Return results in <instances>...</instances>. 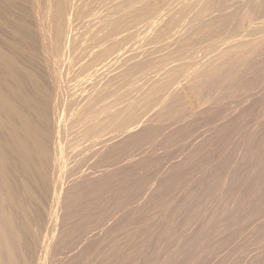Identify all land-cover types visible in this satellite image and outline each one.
<instances>
[{
	"label": "bare ground",
	"instance_id": "obj_1",
	"mask_svg": "<svg viewBox=\"0 0 264 264\" xmlns=\"http://www.w3.org/2000/svg\"><path fill=\"white\" fill-rule=\"evenodd\" d=\"M204 1H205L204 4H203V2L199 3V4H201L200 7L202 9L196 15L193 14L194 15V17H192L193 19H191L189 17V19H191V20H190V22H188L189 20H187V18H188V15L190 16L191 13L188 14V12H187L188 10L187 11L186 10L180 11L179 9L184 8V6H187V4L189 6H191V4H189L191 2V0H165V3L163 2L164 5L162 4L161 6H159L161 8L154 7V8H150V9H148L143 4V2L141 0H0V264H57L58 260H56L57 263H55L53 261V260H55L54 259L55 256L53 257L52 254H54V255L55 254H61L62 255L61 263L67 264L66 263L67 260H65V258L67 257V253H65V251L63 249L66 248L67 246H69L70 242H72V240H71L72 237H70L71 235H69V234L73 233L74 227L70 226V225H72V224L74 226L77 225L78 221L76 222L75 220H78V219L75 218V216L77 217L78 213L80 212L78 209H76L79 212L75 213V208H72L73 207L72 206L71 207L72 210L74 209V214H73L72 210L70 211V208H68L69 203L71 206V200H73V198H74L73 197V194H74L73 193V188H74L73 186L75 184L77 185V183L82 184L87 179H88L87 180L88 183H90L89 180L92 182H96L98 180L95 181L94 178L96 177L97 174H99V179L101 177L100 174H102V176H103V174L105 175L106 171H107L106 165H109V164L104 165V163L108 160L110 161V159H111V161L113 160V158H110V154H112L111 151L113 148V147L112 148L110 147L111 143L112 142L114 143L116 140H118V138L120 140L119 141V143H120L125 135H126V139H127L126 141L128 143H131L132 142L131 139L134 136L132 137V135L130 133L132 131L137 130V128L139 126H142V125H143L144 129L141 133L142 134L146 133L147 132L146 127L148 125V124H146L144 127V124L147 123L146 118L149 115V113H151V111L153 109H155V107L159 106V108H160V106L164 107L165 105H166L165 107L169 106L170 107L169 109H171V107H174L175 102L180 100V98H181L179 96L180 94L178 95V93H177L178 86H179V89L182 86V85L181 86L179 85V83L182 81L179 82L178 80H176V78H178V75H181V77L183 76V78L185 77L184 79L186 80L187 83H184V84H188L187 85L188 88L191 89L192 91H198V89L200 87L202 88V86H206L207 89L208 88L212 89L213 88L212 86L214 85V83H215V86H214L215 88H213V89H215L217 91L216 86L219 85L218 88H221V86H220L221 84L216 85L217 83H220L223 81L225 82L226 80H228L226 82H229V80H231V79H232L231 83H233V82H235V80L237 79L236 77L240 73H242V72L244 73V71H246V73H244L243 75L245 76V74L246 75L249 74L250 72L248 70H250L256 64L261 65L263 67V70H264V27H263V25L260 24L261 21H260V23L258 21V23H259L258 24L256 21L253 22L254 21L253 19L252 20L250 19L251 14L253 12L256 13L257 11L258 12L261 11L263 13L261 15V17L260 16L257 17V15L256 16L252 15V16H254L255 20H256V18H257V20L259 18H260L259 20L262 19L263 15H264V0H248V1L245 0L246 2H243V3L241 2L242 5H238V6H235L234 3H231L233 0L231 2L228 1V3L231 6L227 3V0H218V1L216 0V3H212L214 0L213 1L212 0H204ZM194 2H196V0ZM197 2H199V1H197ZM199 4L197 3L196 5H199ZM232 4L235 7H233ZM248 5L251 8L247 7ZM243 7H245V8H243ZM193 8H191V9H193ZM248 8L250 9L249 11L251 12L250 15H249V13L246 14V13H243L244 11H242V9H245L247 11ZM173 10H176L178 13L175 11V13L171 14L173 16L170 18L169 22H168L169 17L166 18L167 25L169 23L170 27H174L173 30L176 29L175 34H173L174 33L173 32L171 35H177V37L183 36L182 38H184V41H185L183 46L186 45L184 47L185 48L187 47V49H193V47L199 41L202 42V39H203V41H204V39H206L207 41L208 40L213 41V42L210 41L211 42L210 44H212V45L208 44L211 46V48H210L211 51L208 52L207 49H209L210 46L206 45V46H208V48L206 49L207 55H210V57L207 56L208 59L204 60V61H201V60L198 62L196 61L197 66H194L195 68L193 67L194 69L192 68L191 72H189L191 70V67L189 66V64H188V69L184 70V68H183V71H181L182 70V67H181L182 64L181 63H183V64L188 63L187 61H185V63L183 61V59L185 57L187 58L188 55L187 56L185 55V57H183L182 53L184 52V49H183L182 44L180 45V46H182V48L181 47L179 48L181 50L183 49L182 50L183 52L181 54L176 53L177 51H179V49L173 53V51L175 50L173 48V51L171 50L173 54L168 53L169 55H174L176 53V58L178 55H180V57H183V59H182L183 62L182 61H181V63L179 62L181 65L180 64L178 65V66H180V68H179L180 71H176L177 70L176 65L178 63L176 64V62H175V64H176V65L174 64L175 67L170 68V67H168L170 65L169 64L170 61H169V59L168 60L166 59L167 61H169V62H167V61L165 62V63H168V66L166 65L168 67L167 68L168 70L164 66L163 67L166 69V71L165 70L164 71H165V73L168 74V78H167V75H164L167 79H165V80L160 79L161 81H158L159 79H154V77L152 75L153 74L152 72L154 70H152V72L150 71L149 73H147V75L148 74L150 75V73H152L151 74L152 77L151 78L148 77L150 79H147V77L143 76L144 80L145 79L146 80L142 81L143 86L140 87L141 93L138 94L139 90H138L137 83H139V82L138 81L135 82L136 80L134 79V76H133V73H135V72L132 71V69H134V68L136 69L137 67L133 68V66L130 65L132 67L131 68L127 63V61H128L127 59L130 60L132 58V57H130L131 52L139 49V48H135V50H133V46H134L133 43H137V41H138V39L136 38V37H138L137 32L140 29H143V31H145L146 29L149 30L150 27H152L153 25L158 23V22H156L157 20L155 17H157V19L159 21L160 19H163L166 16H168V14H170ZM137 11H138V15L133 16V17H129V16L135 14ZM258 12H257V14L260 15L261 13H258ZM176 13L178 15H176ZM148 14H150L151 16L152 15H154V16L151 17ZM147 15H148V17H147ZM153 18H155V19L153 20ZM263 20H262V23H264ZM161 22H163V21H161ZM187 23H191L190 26L187 25ZM162 25L166 26V22L162 23ZM159 27L161 28L162 26H159ZM159 27L157 25V28H159ZM154 28L156 29V26H154ZM154 28L152 27V30ZM169 28H167V29L169 30ZM162 29L164 30L163 27H162ZM167 29H165V30H167ZM148 30L146 31L147 35L149 33ZM150 30H151V28H150ZM150 32L152 33V31H150ZM165 32H167V31H165ZM142 34H143V32H142ZM155 34H156V32H155ZM162 34L160 35V39H159L160 41H161ZM157 35H158L157 36V39H158L159 34L157 33ZM163 35L165 37V34H163ZM152 36H154V35H152ZM147 37H148V40H151V39H149V35ZM147 37L143 36V38H144L143 40H146ZM165 38H166L165 41L162 39L163 40L162 43L165 42L164 44L167 45V49H168V44L170 41L168 42L169 39L167 37H165ZM135 39H137L136 42L134 41ZM152 39H154V37H152ZM157 39H156V41H157ZM148 40H147V42H149ZM166 40H167L168 44L166 43ZM174 40L176 41L178 39L174 38L173 41ZM152 41H155V40H152ZM147 42H146V44H147ZM181 42H183V41H181ZM144 43H145V41L143 42V45H145ZM149 43H148V49L151 46ZM176 43H177L176 47H178V43H180V41L176 42ZM157 44H160V42H158ZM164 44L159 45L160 47L159 46L158 47L156 46V47L159 49V48H161V46L163 47ZM197 45L200 47V44H197ZM204 45H203V47H204ZM198 46H195V47H198ZM145 48L147 49L146 45H145ZM163 48L161 49V50H163L162 52H166L167 49L165 50V48L164 49ZM201 48H202V46H201ZM169 50H170V48H169ZM195 50H197V49H195ZM145 51L146 50L144 49V52ZM158 51H160V49ZM201 51H202V49H201ZM204 51L205 50H203V53H204ZM137 52H139V51H137ZM144 52H143V55H144ZM135 54L138 55L136 52H135ZM152 54L154 55V52ZM205 54H206V52H205ZM153 55H151V56H153ZM127 56H129V57L127 58ZM148 56H150V55H148ZM148 56H146V57H148ZM156 56H158L157 53H155V58H157ZM125 57L127 59L123 61V59H125ZM139 57H141L140 53H139ZM169 57H171V56L167 55L166 58H169ZM155 58H154V61H157L158 59L155 60ZM158 58H160V55ZM133 59H134V57L132 58V60ZM139 60H142V58ZM139 60L135 59V62H138ZM171 60L172 61L170 63L172 66L173 65L172 62H173L174 58L171 57ZM178 60L180 61V59H178ZM150 61H152L151 58H150ZM150 61H148L147 64H149ZM160 61H161V59H160ZM160 61H158V64L155 66L158 69H159V67H157V66L160 64L159 63ZM174 61H176V60H174ZM191 61L193 62V60H191ZM128 62H130L129 64H131V60ZM135 62L133 64H137ZM192 62H190V64ZM140 63L141 62H139V67H138L139 69L137 68L138 71L140 69H142V65H140ZM145 63L143 64V66L147 65ZM153 63H152V65L156 64V63H154V64ZM165 63H164V65H165ZM193 63L195 64V62H193ZM124 64L126 65V69L123 70L121 67H123ZM152 65H150V66L148 65L149 68L152 67ZM192 65L193 64H191V66ZM148 66H146V67H148ZM189 67H190V70H189ZM246 67H250V68L248 69ZM120 68L123 71L121 72V70H120V73H119ZM149 68H147V69H149ZM247 71L249 73H247ZM257 71H259V70H257ZM261 71H262V69H261ZM114 72H118V74L115 73L116 75H114V76L112 75V77H110V75L113 74ZM141 72H144V69H142ZM179 72H180V74H178ZM145 73H146V71H145ZM145 73H144V75H145ZM259 73H260V71H259ZM154 74H156V72H154ZM135 75L138 76V74H136V73H135ZM132 76H133V79H132ZM154 76H156V75H154ZM164 76H161V77L163 78ZM139 77L142 78V75ZM242 78L245 79L246 77H242ZM233 79H235V80H233ZM244 79H242V80H244ZM132 80H133L134 85L135 84L137 85L136 87H137L138 92H135L136 91L135 86H134L135 88L133 91L130 90V87L133 86ZM238 80L239 79L236 80V83L238 82ZM242 80L240 79L239 81H242ZM148 82H150V83H148ZM245 82L246 81L244 80V83ZM231 83H230V89L227 88V87H229V84L224 83L226 85V87H224L223 83H222V88L225 89L226 93H225V91H224V93L226 95L228 94L227 89L229 91H231L232 87H234V85L232 86ZM238 83H240V85H242L241 82H238ZM247 83H248V85H250L248 81H247ZM236 85H239V84H236ZM236 85H235V88H237ZM262 85H260L258 87H253L252 89H247L249 91V93L247 95H245L243 93V92H245V90L243 91V89H242V91L239 93V99L238 100H237V97H234L237 95H234L233 97L236 98L235 100H237L238 102L243 103V102H245L244 100L250 99L251 96L255 93L262 94L261 93L262 88H263ZM183 86H185V85H183ZM207 86H209V87H207ZM243 87L244 86H242V88ZM247 87H251V86H247V84H246V88ZM206 88L204 87L202 89L206 90ZM184 89L186 90L187 87ZM184 89H181V90H184ZM209 89H208V91H209ZM224 89H222V90H224ZM210 91L212 92V90H210ZM221 91H219V92L221 93ZM235 91H236V89H235ZM135 93L138 94L137 97H136ZM224 93H222L221 96ZM234 93H236V92L233 91V94ZM225 97L226 96H223V98H225ZM204 98H205V100L207 99V97H204ZM184 99H181L182 102L184 101ZM230 99H232V97L228 98L226 100L230 101ZM262 99H264V98H262ZM209 101H211L210 97H208V100L204 101L205 105L207 102L209 103ZM220 101H221V99H220ZM107 102L108 103L110 102V103L108 104ZM187 102L188 101H186L184 104H186ZM238 102H237V104H238ZM143 103H145V104H143ZM191 103L192 102L189 101V104H191ZM176 104H177V102H176ZM178 104H180V103H178ZM212 104L213 103L211 102V105ZM230 104H232V103H230ZM235 104L236 103H234V107L235 106L238 107V105L237 104L235 105ZM256 104H257V102H256ZM203 105L204 104H202L201 109H203V107H205ZM190 106H188V107H190ZM216 106H218V105H216ZM262 106H264V105H262ZM209 107H208V105L206 106V108H208L207 110L210 109ZM214 107H215V105H214ZM181 108H184V107H181ZM162 109L163 108H161V110ZM193 109H191L192 111H190V110H186V111H190V113L193 114L194 112L197 113V110L199 108L195 109L196 111L195 110L193 111ZM156 110H158V109H156ZM174 110H176L175 107H174ZM214 110H216V109H214ZM166 111H167V109H166ZM166 111L164 109V114ZM179 111L180 110H178L176 112L178 113ZM186 111H185V113H186ZM169 112H170V110H169ZM174 112L175 111H173V113ZM155 113H157V111ZM198 113L201 114L202 112L199 111ZM158 114H159V112L157 113V115ZM161 114H159L158 116H156V114H155V116L157 118H154V120L158 119L159 116H160V118H162ZM170 114H171V115H169L170 117L167 116L168 120H169V118L171 119V116H173L172 112ZM204 114H205V112H204ZM153 115H154V112H153ZM153 115H152V117H155ZM187 115H188L187 113L184 114L185 117ZM194 115L196 116L197 114H194ZM165 116H166V114H165ZM178 116L181 118V115H178ZM178 116H176L174 113V117H178ZM191 116H188V118ZM148 117L151 118V115H149ZM167 117L165 119H167ZM150 118H148V119H150ZM173 119L174 118L172 117L171 120H173ZM184 119H186V118H184ZM200 119H202V118H200ZM145 120H146V122H144ZM154 120H153V122L155 123L156 120L155 121ZM162 121H164V120H162ZM174 121H173V123H174ZM179 121H180L179 119L176 120V122H179ZM208 121L206 120V122H208ZM149 122H151V121H149ZM153 122H152V124H154ZM236 122H238V121H236ZM259 122H260V120H259ZM159 123H160V121H159ZM163 123H161V124H163ZM252 123H250V124H252ZM260 123L262 124V122H260ZM175 124H177V123H174L173 125L176 126ZM234 124H232V125H234ZM247 124H248V122H247ZM155 125L156 124L152 125V127H154ZM163 126H165V125H163ZM256 126L257 127H255V128L258 129L257 124H256ZM159 127H161V125L158 126V128ZM140 128L142 129V127H139V129ZM141 129H140V131H141ZM151 129H154V128H151ZM249 129H250V127H249ZM208 131H209V129H208ZM236 131L237 130H235V132ZM253 131H255V129ZM150 132H151V130H150ZM141 133L139 132V135ZM147 134H149V132ZM259 134H260V132H259ZM122 135H124V136L121 138ZM162 136H163V134H162ZM116 142H118V141H116ZM119 143H118V145L123 146L122 144H119ZM161 143H163V142H161ZM177 143H178V141H177ZM225 143H226V141H225ZM222 144H224V143H222ZM212 146H214V145H212ZM168 150H170V149H168ZM177 150H178V148H177ZM141 151H142V149H141ZM208 152H210V151H208ZM113 153H114V150H113ZM139 153H140V150H139ZM202 153H204V152L202 151ZM111 156H114V155L112 154ZM126 156H127V153H126ZM130 156H133V155H130ZM142 156H143V153H142ZM256 156L258 157V154ZM247 157L248 156H246V159H247ZM135 158H136V156H135ZM254 159L255 158H253V160ZM114 160H115V158H114ZM201 160L203 161V159H201ZM223 160H224V158H223ZM229 160L230 159H228L227 162H229ZM250 160H252V159H250ZM253 160H252V163H253ZM257 160L255 159V163ZM235 161H236V159H235ZM263 161L264 160L262 159V162ZM108 162H106V163H108ZM192 162H195V160ZM233 162H234V160H233ZM247 162H249V161H247ZM114 163H115V161H114ZM239 163H240V161H239ZM239 163H237V164L239 165ZM197 164H198V162H197ZM192 165H194V164L192 163ZM201 165H202V162H201ZM113 166L110 167V165H109V168L112 169V171H113ZM196 166L197 165H195V167ZM213 166H215V165H213ZM115 167L117 170V166H115ZM115 167H114V169H115ZM214 169H216V167ZM112 171H109V172H111V174H112ZM200 171H201V169H200ZM226 171H227V169H226ZM260 171L261 172H258V173L261 175H264V170H260ZM185 172H184V174H185ZM202 173H204V172H202ZM107 174H109V173L107 172ZM250 174H249V176H250ZM255 174H256V172H255ZM259 174H257V175L260 176ZM115 175H116V173H115ZM242 175H244V173ZM257 175H256V177H257ZM157 176H159V175H157ZM251 176H253V175L251 174ZM166 177H167V175H166ZM237 177H239V175L237 176V174H236V178ZM246 177H248V175ZM82 178H84V181L83 180L80 181V179H82ZM96 178H98V176ZM160 178H162V177L160 176ZM243 178H244V176H243ZM260 178H261V176H260ZM162 179H164V177ZM180 179H182V178H180ZM245 179L246 178H244V180ZM263 180H264V176H263ZM78 181H80V183ZM87 181H85L83 184H85ZM142 181H144V180H142ZM140 182H141V180H140ZM152 182H154V181H152ZM183 182L185 183V181H183ZM232 182H229V183H232ZM236 182H238V181H236ZM188 183H189V181H188ZM199 183H201V182H199ZM91 184H93V183H91ZM97 184L95 183V185L93 184L90 186L96 187ZM99 184H100V187L102 185V188L106 187V189H107L108 186L110 187V185L105 186L104 184H101V183H99ZM211 184H213V183H211ZM86 185H87V183H86ZM151 185H153V184L151 183ZM194 185L195 184H193V186ZM233 185L234 184H232L231 186H233ZM250 185H252V184H250ZM140 186H141V184H140ZM159 186H161V185H159ZM170 186L173 187V185H170ZM255 186H257V185H255ZM93 187H92V189H93ZM161 187H163V186H161ZM187 187H185V188H187ZM226 187H228V186H226ZM77 188H79V186H77ZM137 188H139V187H137ZM146 188H148V186H146ZM151 188H152V186L146 190H144V188H143V190H144L143 193L140 192V194L142 193V196H141L142 199L146 195L147 196L149 195V198H150L151 192H149V190H151L152 192L154 190V189L152 190ZM199 188L201 189V187H199ZM238 188H239V186H238ZM262 188H264V187H262ZM82 189H84V188H82ZM86 189L87 188L85 186L84 191ZM111 189H109V190L107 189L105 191H110ZM225 189L228 190L227 188H225ZM239 189L241 190V188H239ZM244 189H246V188L244 187ZM259 189L261 190V187ZM79 190L80 189H77V191H79ZM91 190H90V193H92ZM94 190L96 191V189H94ZM103 190H100V191H103ZM135 190H136V188H135ZM190 190H191V187H190ZM201 190H203V189H201ZM74 191H76V190H74ZM80 191H82V190H80ZM95 191H93V192H95ZM100 191H99V193H100ZM140 191H142V190H140ZM250 191H251V189H250ZM261 191H263V190H261ZM192 192H194V191H192ZM237 192H238V190H237ZM77 193H76V197L80 192L78 194ZM83 193L84 192H82V194H80L82 196V199H83V195H84ZM148 193H150V194H148ZM220 193H222V192H220ZM246 193H248V191ZM262 193L263 192H261V194ZM103 194H106V193H103ZM103 194L100 193V196H98L97 194H96L97 196L96 195L95 196H96V198H98V197L101 198V196L104 197ZM163 194H164V192H163ZM237 194L238 193H236V195ZM80 195H78V196H80ZM117 195H115V196H117ZM131 196H129V197H131ZM133 196H134V194H133ZM137 196H139V195H137ZM181 196H183V195L181 194ZM223 196H224V194H223ZM139 197H136V198H139ZM146 197H145V199H146ZM165 197H167L166 194H165ZM190 197H192V196H190ZM194 197H195V195H194ZM197 197H199V196H197ZM242 197H243V195H242ZM77 198H79V197H77ZM219 198H221V197H219ZM80 199L78 201L82 200V199L81 200ZM103 199H100V200L98 199V200L101 201ZM151 199H152V197H151ZM163 199H166V198H163ZM233 199H231V200H233ZM250 199H252V198H250ZM262 199H264V198H262ZM104 200H103V203H104ZM138 200H134L136 203L133 201H131V202H133V203H135V205H137V204H140V203H137V202H139ZM214 200H216V199H214ZM240 200H242V199H240ZM167 201L169 202L170 200L167 199ZM196 201L197 200H195L194 202H196ZM234 201H236V200H234ZM249 201H247V202H249ZM143 202H144V199H143ZM220 202L222 204L223 199H222V201H219V203ZM81 203H79V204L81 205ZM99 203H97V206ZM103 203H101L100 206L104 205V208L107 207ZM73 204L74 203H72V205ZM145 204H147V203H145ZM152 204L153 203H151L150 205H152ZM160 204H163V203H160ZM195 204H197V202ZM215 204H217V203H215ZM236 204H238V203H236ZM239 204H240V202H239ZM239 204H238V207H241L242 205L239 206ZM80 205H78V206H80ZM130 205L132 206L134 204H130ZM135 205H134V207H136V209H137L138 206L140 207L143 204L137 205V206H135ZM157 205H159V204L156 203L155 206H157ZM208 205H209V203H208ZM208 205H205V206H208ZM131 206L130 207L128 206L129 207L128 209L125 206L126 207L125 210L120 211L121 217H119L120 216L119 213H117V214L115 213V215L119 214L118 219H116L117 217L115 218V215H114V219H113V216L110 218H107V219H109L110 221L113 220V222H115V220H116L115 223H117L118 222L117 220L122 218L121 219L122 222H120V220H119V222L122 226L124 225V227H125V225L128 224L125 222H127V221L129 222V218H130L131 214L136 211V210L134 211V207L133 206L131 207ZM155 206H152V207L155 208ZM173 206H175V205H172L171 207H173ZM211 206H213V205L211 204ZM88 207L89 206H87V208L86 207H84V208L88 209ZM192 207H191V209H192ZM209 207L210 206H208V208ZM210 208L212 209V207H210ZM100 209L103 210V208H100ZM138 209H140V208H138ZM173 209H174V207H173ZM176 209H177V207H176ZM195 209H196V206H195ZM215 209H216V207H215ZM105 210H106V208H105ZM170 210H171V212H173L172 209H170ZM202 210L206 211L205 208ZM233 210H232V212H234ZM109 211H111V210H109ZM142 211H143V208H142ZM207 211H208V209H207ZM209 211H211V210L209 209ZM209 211H208V213H210ZM255 211H256V208H255ZM104 212L107 214V212L103 210V213ZM116 212H117V210H116ZM167 212H169V211H167ZM213 212H215V210ZM250 212H252V211H250ZM92 213L95 214L93 211H92ZM101 213H102V211H101ZM153 213L155 214V212H153ZM200 213L203 214L202 211ZM206 213L204 212V215ZM215 213H217V212H215ZM234 213H232V214H234ZM81 214L79 213V215H81ZM111 214H113V212ZM221 214H222V212H221ZM223 214H224V212H223ZM73 215H75V216H73ZM142 215L144 216L143 213H142ZM103 216H105V214ZM207 216L208 215H206L204 217L206 218ZM210 216H211V214H210ZM261 216L263 217L264 214H261L260 211H258V212L256 211V214L254 213L253 217L251 216L255 220V221H253V223L256 222L257 220H261L260 219V218H262ZM73 217L75 218L74 221H72ZM83 217L80 216V218H83ZM97 217H100V216H97ZM194 217H195V215H194ZM200 217H202V216H200ZM80 218H79V222L82 221V219L80 220ZM94 218H96V217H94ZM100 218H102V216ZM141 218H138V219H141ZM185 218H184V220H186ZM205 218H203V219H205ZM226 218H227V216H226ZM86 219H84V220L86 221ZM203 219H201V221H203ZM210 219H212V218H210ZM230 219H232V218H230ZM248 219H250V218H248ZM97 220H98V218H97ZM109 220H107V221H109ZM237 220H240V219H237ZM220 221H221V219H220ZM261 221H263V220H261ZM72 222H76L75 223L76 225ZM119 222H118V225H119ZM131 222H132V220H131ZM215 222L218 223L217 220ZM243 222H242V224H243ZM84 223L83 224L80 223V224H82L81 226L79 225V223H78V225L82 228L83 225L84 226L87 225L88 221L86 222V224H84ZM212 223H213V221H212ZM262 223H264V221ZM90 224H91V222L89 223V225H87V227L91 226ZM102 224H103V222H102ZM105 224H106V222H105ZM218 224L220 225V223H218ZM96 225H98V224H96ZM114 225L115 224H113V226ZM133 225L134 224H132V226ZM214 225L215 224H212L211 226H214ZM225 225H227V224H225ZM206 226H208V225H206ZM216 226H218V225H215V227ZM254 226H255V224H254ZM257 226H259V225H257ZM70 227H73V228H71V229H73L72 233H71ZM76 227H75V229H77ZM87 227H84L85 230ZM109 227H110V225H109ZM109 227H107V226L103 227L102 232H99L101 229L97 230L100 234L98 232H97V234L92 233V234H95V235H93V237H92L91 233H89L93 239L91 237H90L91 239L88 237V239H86V241H84L85 243H82L83 241H81L84 238L83 235H82L83 238L79 239V240H77L78 236L77 237L75 236V239L77 241H79L78 243L79 244L82 243L83 245L81 244V246H83V247L85 246L84 249H83V247H81V249H83L84 252L86 251L85 255H87V254L92 255V257L88 256L91 259L93 258L94 252L97 255L96 251H94V252L90 251L89 252V250H90L89 247L94 246L93 248H96V245H98V243L101 244V240L104 239L106 234L111 235L112 231L115 228L114 229L111 228V229H113L111 231V230H109L110 229ZM126 227H127V225H126ZM175 227L176 226H174V228ZM219 227H221V226H218V228ZM228 227H231V226H228ZM239 227H240V225H239ZM259 227H258V229H259ZM106 228L107 229L109 228V229L107 230ZM118 228H121V226H119ZM118 228H116V229H118ZM218 228H217V230H218ZM263 228H264V226L261 227V230H262L261 232H264ZM90 230L92 232L93 229H90ZM212 230H214V232L216 231L214 228ZM259 230H256V231L260 232ZM80 231H82V230H80ZM256 231H255V233H256ZM114 232H115V230H114ZM205 232L208 233L209 231L208 232L204 231V233ZM78 233L79 232L77 231V234ZM103 233L105 234L104 236H103ZM74 234H76V232ZM80 234H81V232H80ZM80 234H78L79 237H80ZM184 234H186V233H184ZM188 234L190 235V233H188ZM263 234L264 233H262L261 235L263 236ZM87 235H88V233L86 234V236ZM101 235L103 236V239H101L102 237L100 238ZM182 235H180V236H182ZM186 235H185V237H186ZM198 235H199V233H198ZM261 235H259V237ZM61 236H63V237H61ZM94 237H95V239H94ZM98 237L100 238V239H98V240H100V242L97 240V242H98L97 243L96 239ZM185 237L182 236L180 238L184 239ZM190 237H192V236H190ZM190 237H186L187 240ZM211 237H214V236L211 235ZM259 237H256V239L258 241L261 239ZM174 238H175V240H177L178 237L176 236ZM174 238H173V240H174ZM180 238H178V239H180ZM192 238L194 240L195 237H192ZM75 239L73 240L75 243H72L71 244L72 246H70L71 248L73 247V245H76ZM106 239H108V238L106 237L104 240H106ZM256 239L253 240V242H255V244L257 243L258 246H261L260 245L261 242L264 241L263 238L260 240L261 241L260 244L258 241L256 242ZM90 240H91V242H90ZM92 240H93V242H92ZM189 240L192 241V239H189ZM195 240H197V239H195ZM88 241L90 243H92L91 244L92 246H90ZM152 241H153V239H152ZM169 241H171V239L168 240V242H167L168 244H169ZM177 241H175V242H177ZM163 242H165V240ZM171 242H173V241H171ZM193 242H196V241H192V243ZM197 242L199 243L200 241H197ZM197 242H196V244H198ZM94 243H95V245H93ZM102 243H103V245H105V247H103L101 244L100 248L103 247V248H101V249H103V251L100 248L99 249H100V251L104 252V248H106V245L108 243L107 242H106V244L104 242H102ZM189 243H191V242H189ZM208 243H210L209 240H208L207 244ZM67 244H69V245H67ZM109 244H108V246H109ZM143 244H145V242ZM176 244L175 245L173 244V245L176 246ZM185 244H186V242H185ZM200 244L202 245V243H200ZM212 244H213V242H212ZM87 245H89V246H87ZM149 245H151V244H149ZM162 245H163V243H162ZM193 245H194V243H193ZM169 246H171V245H169ZM180 246H181V244H180ZM206 246H208V245H206ZM87 247L89 248L88 250H86ZM111 247H114V246L111 245ZM150 248H151V246H150ZM248 248L250 249L251 247H248ZM69 249L67 251H69ZM81 249H80V251H81ZM199 249H201V248H199ZM261 249H262V246H261ZM76 250H78V249H76ZM149 250L150 249L148 247V251ZM165 250L166 249H164V251ZM198 250H196V251H198ZM262 250H264V246H263ZM92 251H93V249H92ZM216 251H218V250H216ZM97 252H98V249H97ZM138 252H139V250H138ZM142 252H144V251H142ZM260 252H262V251H260ZM260 252H259V254L261 255V258H262V254ZM74 253H77V252H74ZM104 253H101V254L104 255ZM125 253H127V252H125ZM168 253H165V254H168ZM188 253H190L189 250H188ZM193 253L195 254L194 251H193ZM193 253H192V255H193ZM201 253L203 255V252H201ZM262 253H264V251ZM79 254H80V252H79ZM155 254H154V257H155ZM174 254H175V252H174ZM179 254H180V252H179ZM198 254H200V253H198ZM83 255L84 254H82V256ZM85 255H84V257H85ZM119 255H123V254H119ZM142 255H144V254H142ZM145 255H147V254H145ZM211 255H212V253H211ZM97 256H100V255H97ZM151 256H153V255H151ZM71 257L70 258L68 257L66 259H71ZM88 257H86V258H88ZM109 257H110V255H109ZM191 257H190V259H191ZM208 257H209L208 259L211 258L210 256H208ZM86 258H83V259L86 260ZM94 258H96V260H97L99 257L98 258L94 257ZM119 258H120V256H119ZM143 258H145V257H143ZM192 258H194V257H192ZM151 259L152 258H150V260ZM101 260H104V259H101ZM177 260L175 262H177ZM198 260H195V258H194V261H198ZM263 260H264V258H263ZM64 261H66V262H64ZM89 261L90 260H88V262ZM117 261H116V264H118ZM138 261H139V259H138ZM182 261H183V258H182ZM188 261H189V259H188ZM68 263L71 264V262H68ZM105 263H107V262H105ZM177 263H179V262H177ZM84 264H86L85 261H84ZM89 264H91V263L89 262ZM95 264H96V262H95ZM126 264H128V263H126ZM153 264H155V263L153 262ZM158 264H160V263H158ZM172 264H174V263H172ZM262 264H264V262Z\"/></svg>",
	"mask_w": 264,
	"mask_h": 264
},
{
	"label": "rangeland",
	"instance_id": "obj_2",
	"mask_svg": "<svg viewBox=\"0 0 264 264\" xmlns=\"http://www.w3.org/2000/svg\"><path fill=\"white\" fill-rule=\"evenodd\" d=\"M142 2H143V4L148 8V9H150V8H154V7H158V8H161V7H159V6H161L162 4L164 5V3H165V0H141ZM195 0H191V2L189 3V4H191V6H189L188 4H187V6H184V8H182V9H179L180 11L181 10H188L187 12H188V14H190V16L188 15V18H187V20H189L188 22H190V20L191 19H193L192 17H194V15H196L202 8L200 7L201 6V4H199L200 2L202 3L203 2V4H204V0H196V2H194ZM197 1H199V2H197ZM213 1V0H212ZM211 1V2H212ZM215 1V2H214ZM212 3H216V0H214ZM218 1V0H217ZM228 1L229 2H231L232 0H227V3H228ZM234 1V0H233ZM231 2V3H234V5L235 6H238V5H242L241 4V2L243 3V2H246L245 0L243 1V0H235L234 2ZM248 1V0H247ZM164 2V3H163ZM199 4V5H196V4ZM229 4V3H228ZM230 5V4H229ZM233 4H232V6L233 7H235ZM203 6V5H202ZM231 6V5H230ZM163 7V6H162ZM186 7V8H185ZM194 7V8H193ZM247 7H250L249 5L247 6ZM246 7V8H247ZM191 8H193V9H191ZM243 8H245V7H243ZM251 8V7H250ZM178 9V8H177ZM176 9V10H177ZM176 10H173L170 14H168V16H166L165 18H163V19H160L159 21H158V19H157V17H155L156 18V22H158V23H154L155 25H153L152 27L154 28V26H156V29L154 28L153 30H152V27H150L151 28V30H150V28H149V30L150 31H152V33L148 30V29H146L145 31H143V29H140V30H138V32H137V36L138 37H136L137 39H138V41H137V43H133L134 44V46H133V50H135V48H139V49H137V50H135V51H133V52H131V56L130 57H134V59L132 60V58L130 59L131 60V64H129L130 62H128V61H130L129 59H127L129 56H127V58L125 57V59H123V61L124 60H128L127 61V63H128V65L130 66H133V68L134 67H139V62H141L140 63V65H142V69H144V72H141L142 71V69H140L139 71H138V69L136 68H134V69H132V71L133 72H135L136 74H138V76L137 75H135V73H133V76H134V79L136 80L135 82H139V83H137V85H138V90H139V92H138V90H137V85L135 84L134 85V83H133V80H132V83H133V88L132 87H130V90L131 91H133L134 90V88L136 89V91L135 92H138V94H140L141 92H140V87H142L143 85V83H142V81L144 80V78H143V76L144 77H147V79H150L151 77H152V75H153V77H154V79H159L158 81H161L160 79H167L168 78V74L167 73H165V71H166V69L168 68V67H170V68H172V67H175L174 66V64H175V62H176V68H177V70L176 71H180V66H178L180 63H181V61H182V59H183V57H185V55L187 56V58L184 60L183 59V61H184V63H185V61H187L188 63H185V64H183V63H181L182 64V70L181 71H183V68H184V70H186V69H188V64H189V66L191 67V70H190V67H189V72H191L192 71V68L194 67V66H197L196 64H197V62L198 61H204V60H207L208 58H207V56L208 57H210V55H207V50H208V52L209 51H211V46L210 45H212V44H210L211 42H213V41H207L206 39H204V41H203V39H202V42L205 44H203L202 42H198L197 44H200V47L196 44L195 46H198V47H193V49H187V47L185 48L184 46H186V45H184L183 46V44H184V38H182L181 36H179V37H177V35H171L173 32V34H175V32H176V29H174L173 30V28L174 27H170V25H169V23H168V25H167V21H166V18L167 17H169V19H168V22H169V20H170V18L173 16V15H171V14H173V13H175V11ZM250 9L248 8V10L246 11L245 9H242V11H244L243 13H246V14H248L249 13V15H250V11H249ZM253 10V9H252ZM178 11V10H177ZM176 11V12H177ZM194 11V12H193ZM246 11V12H245ZM179 12V11H178ZM177 12V13H178ZM258 12V11H257ZM257 12L255 13V12H253L252 14H251V20L253 19L254 21L253 22H257L258 23V21H259V23H260V21H261V25H263V27H264V23H262V20L264 19V15H263V17H262V19L261 20H257V18H256V20H255V18H254V16H256L257 15V17H261V15L263 14L261 11H259L258 13H261L260 15H258L257 14ZM176 13V15H178ZM194 14V15H193ZM136 15H138V11L135 13V14H133V15H131V16H129V17H133V16H136ZM148 15H150V14H148ZM148 15H147V17H148ZM171 15V16H170ZM252 15H254V16H252ZM151 16V15H150ZM149 16V17H150ZM154 15H152L151 17H153ZM156 16V15H155ZM175 16V15H174ZM189 17L191 18V19H189ZM155 18H153V20L155 19ZM161 21H163V22H161ZM264 21V20H263ZM160 22V23H159ZM164 22H166V26L165 25H162V23H164ZM192 23V22H191ZM191 23H187V25H189L190 26V24ZM256 23V24H257ZM258 23V24H259ZM161 24V25H160ZM157 25H158V27L159 26H162L163 28H164V30L162 29V27L160 28H157ZM165 26V27H164ZM168 26V27H167ZM170 27V28H169ZM167 28H169V30L167 29ZM159 29V30H158ZM162 29V30H161ZM165 29H167V30H165ZM148 30V35H149V39H151V40H148V35L146 34V31ZM155 30V31H154ZM157 30V31H156ZM162 32H161V31ZM154 31V32H153ZM159 31V32H158ZM165 31H167V32H165ZM142 32H143V34H142ZM155 32H156V34H155ZM161 32V33H160ZM154 33V34H153ZM157 33L159 34V37H158V39H157ZM165 34V37H167L169 40H168V42H169V44H168V42H167V40H166V43L168 44V49H167V45H165L164 43L165 42H163L162 43V41L164 40L165 41V37H164V35L163 34ZM162 34V36H161V41L159 40L160 39V35ZM168 34V35H167ZM152 35H154V36H152ZM156 35V36H155ZM143 36H145V37H147L146 38V40H143L144 38H143ZM154 37V39H152V37ZM174 38H177L178 40H174L173 41V39ZM137 39H135L134 41L136 42V40ZM156 39H157V41L158 42H160V44H157L158 42L156 41ZM163 39V40H162ZM183 39V40H182ZM147 40L150 42H147ZM152 40H155V41H152ZM145 41V45H146V47H147V49H148V43L152 46H150V48L147 50L146 48H145V45H143V42ZM180 41V43H178V47H176V42H179ZM181 41H183V42H181ZM146 42H147V44H146ZM208 42V43H207ZM152 43V44H151ZM155 43V44H154ZM204 45V47H203V45ZM162 44H164L163 45V47L165 48V50H166V52H162L163 50H161L163 47L161 46V48H159L160 49V51H158L159 49L157 48L159 45H162ZM182 44V46H183V49H184V52L181 50V49H179L180 47L182 48V46H180ZM208 44H210V45H208ZM206 45H208V46H210L209 47V49H207L208 48V46H206ZM138 46V47H137ZM144 48H143V47ZM155 46V47H154ZM157 46V47H156ZM172 48H171V47ZM201 46H202V48H201ZM160 47V46H159ZM206 47V48H205ZM143 48V49H142ZM153 50H152V49ZM158 50H157V49ZM163 48V49H164ZM169 48H170V50H169ZM173 48L175 49L174 51H173ZM177 48V49H176ZM204 48V49H203ZM144 49L147 51H145L144 52ZM179 49V51H177L176 52V50H178ZM195 49H197V50H195ZM201 49H202V51H201ZM207 49V50H206ZM164 50V51H165ZM173 51V53L174 52H176L177 54L179 53V54H181L182 52V54H183V57H180V55H178L177 56V58H176V53L174 54V55H169L168 53H172V51ZM200 50V51H199ZM203 50H205L204 51V53H203ZM137 51H139V52H137ZM154 52V55L152 54L153 52ZM135 52L138 54V55H136L135 54ZM143 52H144V55H143ZM152 52V53H151ZM160 54H159V53ZM195 52V53H194ZM205 52H206V54H205ZM139 53H140V56L141 57H139ZM155 53H157L158 54V56H156L157 58H155ZM163 53V54H162ZM172 53V54H173ZM135 54V55H134ZM142 54V55H141ZM196 54V55H195ZM198 54V55H197ZM148 55H150V56H148ZM151 55H153V56H151ZM159 55H160V58H158L159 57ZM167 55L168 56H171L172 58H174V60H176V61H174L173 60V65L171 66V57H169V58H166L167 57ZM195 55V56H194ZM146 56H148V57H146ZM163 56V57H162ZM198 56V57H197ZM163 59H162V58ZM165 57V58H164ZM215 57V56H214ZM142 58V60H139V59H141ZM150 58H151V60L152 61H150ZM154 58H155V60L156 59H158L157 61H154ZM135 59L136 60H139L138 62H135ZM144 59V60H143ZM160 59H161V61H160ZM169 59V61H167V60ZM178 59H180V61L178 60ZM191 60H193V62H195V64L191 61ZM133 61V62H132ZM145 63L146 61V63L145 64H147L148 63V61H150L149 62V64H147V65H144L143 66V62ZM158 61H160L159 63V65L157 66V67H159V69L158 68H156L155 66L158 64ZM169 62V66H168V63H165V62ZM182 61V62H183ZM197 61V62H196ZM137 63V64H133V63ZM154 62V63H156L155 65H152V63ZM180 62V63H179ZM190 62H192L191 64H193L192 66H191V64H190ZM143 63V64H142ZM153 63V64H154ZM164 63H165V65H164ZM180 64V65H181ZM137 65V66H136ZM150 65H152V67H150L149 68V66ZM168 67H167V66ZM187 67H186V66ZM257 65V66H256ZM256 65H254V67H252L251 69L253 70H248L247 71V73H249V74H245V76L243 75L244 73H246V71H244V73L242 72V73H240L236 78L237 79H244V78H242V77H246L244 80L246 81L245 83L247 84V86H251V87H247L246 88V84L244 83V80H242V81H239L238 80V82H241L242 83V85H240V83H236V80L235 79H233V80H235V82H233V83H231L232 82V79L231 80H229V82L231 83V85L233 86L234 85V87H232V90L231 91H229L228 89H227V91H228V96L225 94L226 93V91H225V89L224 88H222V83H223V86L224 87H226V83L227 84H229V87H227V88H229L230 89V83L229 82H226V81H228V80H226L225 82L223 81V82H220V83H217L216 85H218V84H221L220 86H221V88H218V86H216V88H217V91L215 90V89H213V88H215L214 86H215V83H214V85L212 86L213 88L212 89H209V91L210 90H212V92L210 91H208V89L206 88V86H202V88H206V90L204 89H202L201 87L198 89V91H192L191 89H189L188 88V84H184V83H187L186 82V80L183 78V76L181 77V75H178V78H176V80H178L179 82L180 81H182V82H180L179 83V85L181 86H183V85H185V86H181V88L179 89V86H178V91H177V93H178V95L181 97L180 98V100H178V101H176L177 102V104L178 103H180V104H176V102H175V105H174V107L176 108V110H174V107H171V109H169L170 107L169 106H167V107H162V106H160V108H159V106L158 107H155V109H153L152 111H151V113H149V115H151V118L150 117H148L147 116V118H146V120H147V123H145L144 124V127H145V125L146 124H148L147 125V129H146V133H141L142 131H143V125L142 126H139V127H142V129H141V131H140V129H139V127L137 128V130H135V131H132L130 134L132 135V139H131V143H128L126 140V135L124 136V135H122L121 136V138L124 136V138L121 140V142L119 143V138H118V140H116V141H118V142H112L111 143V145H110V147L112 148V151H111V153L114 155V156H111L112 154H110V158H113V160L111 161V159H110V163L108 162V161H106V162H108V163H104V165H106V164H109L110 165V167L111 166H113V171H112V169H110L109 168V165H106V169H107V171H106V174L104 175L103 174V176H102V174H100V179H99V174H97L96 175V177L98 176V178H94V180L96 181V180H98V181H96V182H92V181H90L89 180V182L90 183H88V179L87 180H85V181H87L86 183H87V185H86V183L85 184H83L85 181H84V178H82V179H80V181H84L82 184H78L77 183V185L75 184H73L74 186V188H73V200H71V206H70V203H69V205H68V208H70V211L72 210V208H75V213L77 212H79L81 215H79V213H78V216L76 217L75 215H73V216H75V218H77L78 220H75V218L73 217V220L72 221H78L77 222V225H78V223H79V225L81 226L84 222V224H86V222L88 221V223H87V225H89V223L91 222V226H89V227H87V225H83L84 227H87L86 228V230H85V228L82 226V228L78 225H76L75 223L76 222H72V223H74L76 226H74L72 223V225H70V226H73V227H70V229L71 228H73L74 229V231H73V229H71V233H72V231H73V233L72 234H69V235H71L70 237H72V242H70V245L69 244H67V245H69V246H65L66 248H64L63 250L65 251V253H67V257L66 258H70L71 256V259H66L65 258V260H67V262L66 261H64V262H66L67 264H69L68 262H71V264L73 263V264H84V261H85V263L86 264H89V262L92 264H95V262H96V264H116V261H117V263L118 264H126V263H128V264H153V262L156 264H158V263H160V264H172V263H174V264H262L263 262H264V260H263V258H264V253H262L264 250H262L263 249V246H264V241H260L262 238H263V240H264V234H263V236L261 235L262 233H264V232H261L262 230H261V227L262 226H264V223H262L263 221H264V216L262 217V218H260L261 220H263V221H261V220H257L256 222H254L253 223V221H255L252 217H253V215H254V213L256 214V211L258 212V211H260V213L261 214H264V199H262V198H264V188H262V187H264V180H263V176L264 175H261V174H259L258 172H261L260 170H264V161L262 162V159L264 160V106H262V105H264V99H262V98H264L263 96V94H264V70H263V67L261 66V65H258V64H256ZM130 66V67H131ZM146 66H148V67H146ZM166 68H164V67ZM141 67V66H140ZM144 67V68H143ZM146 67V68H145ZM251 67V66H250ZM250 67H246V68H250ZM123 70L124 69H126V65L124 64L123 65V67H121ZM121 68L119 69V73H120V70H121ZM132 68V67H131ZM147 68H149V69H147ZM155 68V69H154ZM169 68V69H170ZM195 68V67H194ZM193 68V69H194ZM245 68V69H246ZM147 69V70H146ZM261 69H262V71H261ZM123 70H121V72L123 71ZM149 70V71H148ZM152 70H154L153 72H152ZM165 70V71H164ZM168 70V69H167ZM257 70H259L260 71V73H259V71H257ZM145 71H146V73H145ZM152 72V73H150V75L148 74L147 75V73H149V72ZM154 72H156V74H154ZM115 73H117L118 74V72H114L113 74H111L110 75V77H112V75L114 76V75H116ZM144 73H145V75H144ZM165 73V74H164ZM182 73V72H181ZM258 73V74H257ZM142 75V78H140L139 76H141ZM152 74V75H151ZM163 74V75H162ZM178 74H180V72L178 73ZM252 74V75H251ZM254 74V75H253ZM154 75H156V76H154ZM164 75H167V78L164 76ZM133 76H132V79H133ZM161 76H164L163 78L161 77ZM139 77V78H138ZM148 77H150V78H148ZM181 78V79H180ZM183 79V80H182ZM146 80V79H145ZM144 80V81H145ZM175 80V79H174ZM185 80V81H184ZM247 81L249 82V84L250 85H248V83H247ZM148 83H150V82H148ZM225 83V84H224ZM141 84V85H140ZM236 84H239V85H236ZM245 84V85H244ZM263 84V85H262ZM235 85H236V87L238 88H235ZM260 85H262L263 86V88H262V91H261V93L262 94H258V93H255V94H253L252 96H251V98L250 99H246V100H244L245 102H238L237 100L239 99V93L242 91V89H243V91L245 90V92H243L245 95H247L248 93H249V91L247 90V89H252L253 87H258V86H260ZM135 86V87H134ZM148 86V85H147ZM242 86H244L243 88H242ZM187 87V91L184 89V88H186ZM207 87H209V86H207ZM234 88V89H233ZM181 89H184V90H181ZM219 89V90H218ZM222 89H224V90H222ZM235 89H236V91H235ZM124 90V89H123ZM215 90V91H214ZM222 90V91H221ZM247 90V91H246ZM125 91V90H124ZM180 91V92H179ZM219 91H221V93L219 92ZM224 91H225V93H224ZM233 91L234 92H236V93H234L233 94ZM238 91V92H237ZM251 91V90H250ZM217 92V93H216ZM219 92V93H218ZM231 92V93H230ZM196 93V94H195ZM199 93V94H198ZM215 93V94H214ZM222 93H224L222 96H221V94ZM242 93V94H243ZM136 94V97H137V93H135ZM182 94V95H181ZM219 94V95H218ZM187 95V96H186ZM234 95H237V96H234ZM241 95V94H240ZM263 95V96H262ZM185 98H183V97ZM221 98H220V97ZM223 96H226L225 98H223ZM232 97V99H230V101H228V100H226V99H228V98H231ZM237 97V100H235L236 98H234V97ZM201 99H199V98ZM204 97H207V99L206 100H208V97H210V99H211V101H209V103L207 102L206 103V105H205V102L204 101H206L205 100V98ZM261 97V98H260ZM189 98V99H188ZM203 98V99H202ZM181 99H184V101L182 102V100ZM220 99H221V101H220ZM227 101H225V100ZM204 100V101H203ZM248 100V101H247ZM262 100V101H261ZM186 101H188L186 104H184ZM189 101L190 102H192L191 104H189ZM137 102V101H136ZM211 102L215 105V107H214V105L212 104L211 105ZM219 102V103H218ZM237 102H238V104H237ZM256 102H257V104H256ZM108 103V102H107ZM110 103V102H109ZM108 103V104H109ZM168 103V102H167ZM230 103H232V104H230ZM234 103H236L237 105H238V107L237 106H235L234 107ZM143 104H145V103H143ZM188 104V105H187ZM202 104H204L203 106H205V107H203V109H201L202 107ZM229 104V105H228ZM235 104V105H236ZM170 105V104H169ZM191 105V106H190ZM208 105V107L211 109H209V110H207L208 108H206V106ZM216 105H218V106H216ZM220 105V106H219ZM228 105V106H227ZM240 105V106H239ZM188 106H190V107H188ZM258 106V107H257ZM262 106V107H261ZM179 107V108H178ZM181 107H184V108H181ZM186 107V108H185ZM189 109H188V108ZM194 109H193V108ZM196 107V108H195ZM212 107V108H211ZM161 108H163L162 110H161ZM181 108V109H180ZM197 108H199L198 110H197V113L196 112H192L193 114H191L190 113V111H192L191 109H193V111L195 110V109H197ZM206 108V109H205ZM216 109V110H214V109ZM230 108V109H229ZM256 110H255V109ZM156 109H158V110H156ZM164 109H165V111H166V109H167V111L165 112V114H166V116H165V114H164ZM173 109V110H172ZM180 110L178 113L176 112V111H178V110ZM183 109V110H182ZM223 109V110H222ZM155 110V111H154ZM169 110H170V112H169ZM186 110H190V111H186ZM205 110V111H204ZM251 110V111H250ZM255 110V111H254ZM260 110V111H259ZM157 111V113L159 112V114H161L162 112V114H161V117L162 118H160V116H159V118L158 119H155L154 120V118H157L156 116H158L157 115V113H155ZM162 111V112H161ZM173 111H175L174 113H175V115L176 116H178V115H181V118L179 117H174V113H173ZM185 111H186V113L188 114L186 117L184 116V114H186L185 113ZM196 111V110H195ZM202 112L201 114L200 113H198V112ZM221 111V112H220ZM153 112H154V115H153ZM161 112V113H160ZM169 112V113H168ZM172 112V114H173V116H171V119H172V117L174 118L173 120H171L170 118H169V120H168V117H170L169 115H171L170 113ZM182 112V113H181ZM192 115H190L189 113ZM204 112H205V114H204ZM207 112V113H206ZM168 113V114H167ZM219 113V114H218ZM244 113V114H243ZM155 114H156V116H155ZM178 114V115H177ZM194 114H197L196 116L194 115ZM218 114V115H217ZM243 114V115H242ZM252 114V115H251ZM152 115L153 116H155V117H152ZM202 115V116H201ZM217 115V116H216ZM165 116V117H164ZM168 116V117H167ZM188 116H191V117H189L188 118ZM167 117V119H165ZM186 118V119H184V118ZM199 117V118H198ZM235 117V118H234ZM148 118H150V119H148ZM176 118V119H175ZM183 118V119H182ZM192 118V119H191ZM197 118V119H196ZM200 118H202V119H200ZM234 118V119H233ZM245 118V119H244ZM257 118V119H256ZM155 121V123L153 122V120ZM177 119H179L180 121L179 122H176V120ZM195 119V120H194ZM229 119V120H228ZM233 119V120H232ZM238 119V120H237ZM240 119V120H239ZM146 120L144 121V122H146ZM162 120H164V121H162ZM171 120V121H170ZM175 120V121H174ZM182 120V121H181ZM184 120V121H183ZM189 120V121H188ZM206 120L208 121V122H206ZM232 120V121H231ZM250 122H249V121ZM252 120V121H251ZM256 120V121H255ZM259 120H260V122H262V124L259 122ZM149 121H151V122H149ZM159 121H160V123H159ZM173 121H174V123H177V124H175L176 126H174L173 124ZM226 121V122H225ZM236 121H238V122H236ZM240 121V122H239ZM152 122L154 123V124H156L154 127H152V125H154V124H152ZM165 124H164V123ZM247 122H248V124H247ZM253 122V123H252ZM161 123H163V124H161ZM234 124V125H232V124ZM250 123H252V124H250ZM161 125V127H159L158 128V126H160ZM238 124V125H237ZM254 124V125H253ZM256 124L258 125V129L257 128H255V127H257L256 126ZM151 125V126H150ZM163 125H165V126H163ZM168 125V126H167ZM154 128V129H151V128ZM239 129H238V128ZM249 127H250V129H249ZM229 128V129H228ZM252 128V129H251ZM255 129V131H253L254 129ZM208 129H209V131H208ZM232 129V130H231ZM150 130H151V132H150ZM153 130V131H152ZM208 132H207V131ZM235 130H237L236 132H235ZM139 132L141 133L140 135H139ZM149 132V134H147ZM163 132V133H162ZM234 132V133H233ZM250 132V133H249ZM254 132V133H253ZM258 132V133H257ZM259 132H260V134H259ZM262 132V133H261ZM256 133V134H255ZM138 134V135H137ZM162 134H163V136H162ZM208 134V135H207ZM226 134V135H225ZM137 135V136H136ZM142 135V136H141ZM146 135V136H145ZM157 135V136H156ZM136 136V137H135ZM223 136V137H222ZM263 136V137H262ZM191 137V138H190ZM136 138V139H135ZM224 138V139H223ZM125 139V140H124ZM143 139V140H142ZM223 139V140H222ZM189 140V141H188ZM222 140V141H221ZM136 141V142H135ZM153 141V142H152ZM177 141H178V143H177ZM183 141V142H182ZM225 141H226V143H225ZM161 142H163V143H161ZM175 142V143H174ZM224 143V144H222V143ZM118 143L119 144H122L123 146H121V145H118ZM128 143V144H127ZM143 143V144H142ZM216 145H215V144ZM183 146H182V145ZM131 145V146H130ZM135 145V146H134ZM150 145V146H149ZM152 145V146H151ZM172 145V146H171ZM176 145V146H175ZM187 145V146H186ZM212 145H214V146H212ZM241 145V146H240ZM247 145V146H246ZM249 145V146H248ZM251 145V146H250ZM119 146V147H118ZM182 146V147H181ZM209 146V147H208ZM246 148H245V147ZM136 147V148H135ZM138 147V148H137ZM149 147V148H148ZM165 147V148H164ZM173 147V148H172ZM181 147V148H180ZM186 147V148H185ZM202 147V148H201ZM211 147V148H210ZM215 147V148H214ZM263 147V148H262ZM122 148V149H121ZM140 148V149H139ZM176 148V149H175ZM177 148H178V150H177ZM180 148V149H179ZM185 148V149H184ZM199 148V149H198ZM254 148V149H253ZM116 149V150H115ZM118 149V150H117ZM141 149H142V151H141ZM168 149H170V150H168ZM195 149V150H194ZM210 149V150H209ZM213 149V150H212ZM113 150H114V153H113ZM120 150V151H119ZM135 150V151H134ZM139 150H140V153H139ZM144 150V151H143ZM166 150V151H165ZM194 150V151H193ZM199 150V151H198ZM168 151V152H167ZM175 151V152H174ZM181 151V152H180ZM188 151V152H187ZM202 151L204 152V153H202ZM208 151H210V152H208ZM252 153H251V152ZM256 151V152H255ZM259 151V152H258ZM124 152V153H123ZM134 152V153H133ZM145 152V153H144ZM178 152V153H177ZM183 152V153H182ZM185 152V153H184ZM198 152V153H197ZM255 152V153H254ZM258 152V153H257ZM126 153H127V156H126ZM133 153V154H132ZM137 153V154H136ZM139 153V154H138ZM142 153H143V156H142ZM182 153V154H181ZM194 153V154H193ZM197 153V154H196ZM201 153V154H200ZM206 153V154H205ZM254 153V154H253ZM184 154V155H183ZM193 154V155H192ZM196 154V155H195ZM212 154V155H211ZM217 154V155H216ZM258 154V157L256 156ZM130 155H133V156H130ZM200 155V156H199ZM214 155V156H213ZM248 156L247 157V159H246V156ZM254 155V156H253ZM135 156H136V158H135ZM197 158H196V157ZM224 156V157H223ZM227 156V157H226ZM242 156V157H241ZM148 157V158H147ZM201 157V158H200ZM205 157V158H204ZM211 157V158H210ZM242 159H241V158ZM252 157V158H251ZM257 157V158H256ZM114 158H115V160H114ZM132 158V159H131ZM146 158V159H145ZM179 160H178V159ZM223 158H224V160H223ZM227 158V159H226ZM232 158V159H231ZM234 158V159H233ZM253 158H255L257 161H256V163H255V159L253 160ZM201 159H203V161L201 160ZM214 159V160H213ZM221 159V160H220ZM228 159H230L229 160V162H227L228 161ZM235 159H236V161H235ZM250 159H252L253 160V163H252V160H250ZM260 159V160H259ZM118 160V161H117ZM148 160V161H147ZM178 160V161H177ZM195 160V162H192V161H194ZM210 162H209V161ZM232 160V161H231ZM233 160H234V162H233ZM249 161V162H247V161ZM114 161H115V163H114ZM146 161V162H145ZM174 161V162H173ZM176 161V162H175ZM218 161V162H217ZM239 161H240V163H239ZM251 161V162H250ZM261 161V162H260ZM118 162V163H117ZM179 162V163H178ZM184 162V163H183ZM197 162H198V164H197ZM201 162H202V165H201ZM232 162V163H231ZM114 163V164H113ZM192 163L194 164V165H192ZM213 165H215V166H213ZM237 163H239V165L237 164ZM184 164V165H183ZM200 164V165H199ZM210 164V165H209ZM237 164V165H236ZM252 164V165H251ZM262 164V165H261ZM182 165V166H181ZM195 165H197L196 167H195ZM225 165V166H224ZM115 166H117V170H116V167ZM207 166V167H206ZM219 166V167H218ZM224 166V167H223ZM240 166V167H239ZM260 166V167H259ZM262 166V167H261ZM114 167H115V169H114ZM201 167V168H200ZM205 167V168H204ZM216 167V169H214ZM227 167V168H226ZM258 167V168H257ZM213 168V169H212ZM242 168V169H241ZM262 168V169H261ZM109 169V170H108ZM172 169V170H171ZM187 169V170H186ZM200 169H201V171H200ZM211 169V170H210ZM226 169H227V171H226ZM259 171H258V170ZM161 170V171H160ZM215 170V171H214ZM109 171H112V174H111V172H109ZM119 173H118V172ZM186 171V172H185ZM235 171V172H234ZM253 171V172H252ZM107 172L109 173V174H107ZM130 174H129V173ZM170 172V173H169ZM184 172H185V174H184ZM202 172H204V173H202ZM234 172V173H233ZM252 172V173H251ZM255 172H256V174H255ZM115 173H116V175L118 176H116L115 175ZM159 173V174H158ZM163 173V174H162ZM237 174V176L239 175V177H237L236 178V174ZM244 173V175H242ZM247 173V174H246ZM253 175V176H251V174ZM115 176H114V175ZM169 174V175H168ZM181 174V175H180ZM249 174H250V176L252 177H250L249 176ZM257 174H259L260 176H261V178H260V176H258ZM155 175V176H154ZM157 175H159V176H157ZM165 175V176H164ZM166 175H167V177H166ZM231 175V176H230ZM242 175V176H241ZM248 175V177H246ZM256 175H257V177H256ZM107 176V177H106ZM113 176V177H112ZM157 176V177H156ZM160 176L163 178L164 177V179H162V178H160ZM243 176H244V178H246L245 180H244V178H243ZM130 177V178H129ZM182 178V179H180V178ZM195 179H194V178ZM198 177V178H197ZM151 178V179H150ZM155 178V179H154ZM188 178V179H187ZM248 178V179H247ZM260 178V179H259ZM106 179V180H105ZM237 179V180H236ZM258 179V180H257ZM93 180V179H92ZM93 180V181H94ZM140 180H141V182H140ZM142 180H144V181H142ZM171 180V181H170ZM192 182H191V181ZM194 180V181H193ZM220 180V181H219ZM224 180V181H223ZM235 180V181H234ZM80 181H78L79 183H80ZM149 181V182H148ZM152 181H154V182H152ZM181 181V182H180ZM183 181H185V183L183 182ZM188 181H189V183H188ZM206 181V182H205ZM233 181V182H232ZM236 181H238V182H236ZM248 181V182H247ZM254 181V182H253ZM145 182V183H144ZM153 184V185H151V183ZM157 182V183H156ZM171 182V183H170ZM199 182H201V183H199ZM205 182V183H204ZM229 182H232V183H229ZM243 182V183H242ZM247 182V183H246ZM253 182V183H252ZM91 183H93L94 185H95V183L97 184V186L96 187H93V186H90V185H93V184H91ZM99 183H101V184H104L105 186H107V185H110V187L113 189H111L109 186V188L107 187V189L109 190V189H111L110 191H105V190H107L106 189V187H104V188H102V185H101V187H100V184ZM162 183V184H161ZM188 183V184H187ZM192 183V184H191ZM199 183V184H198ZM204 183V184H203ZM209 183V184H208ZM211 183H213V184H211ZM221 183V184H220ZM226 183V184H225ZM228 183V184H227ZM246 183V184H245ZM252 184V185H250V184ZM140 184H141V186H140ZM186 184V185H185ZM193 184H195L194 186L197 188H195L194 186H193ZM220 184V185H219ZM230 184V185H229ZM232 184H234L233 186H231ZM246 188V189H244V187L242 186V185ZM137 185V186H136ZM159 185H161V186H163V187H161V186H159ZM170 185H173V187L172 186H170ZM183 185V186H182ZM185 185V186H184ZM203 185V186H202ZM237 185V186H236ZM255 185H257V186H255ZM76 186V187H75ZM77 186H79V188H77ZM85 186H86V190L84 191V189H85ZM91 188H90V187ZM146 186H148V188L149 187H151L152 186V190H153V192L151 191V190H149V192H151V196H150V198H149V195L146 197V199H145V197L143 198L144 199V202H143V199H142V193H143V191L144 190H146V189H148V188H146ZM155 186V187H154ZM188 186V187H187ZM214 186V187H213ZM223 186V187H222ZM226 186H228V187H226ZM238 186H239V188H241V190L238 188ZM247 186V187H246ZM252 186V187H251ZM92 187H93V189H92ZM134 187V188H133ZM137 187H139V188H137ZM185 187H187V188H185ZM190 187H191V190H190ZM199 187H201V189H203V190H201ZM212 187V188H211ZM219 187V188H218ZM223 189H222V188ZM231 187V188H230ZM261 187V190H263V191H261L259 188ZM82 188H84V189H82ZM100 188V189H99ZM135 188H136V190H135ZM143 188H144V190H143ZM225 188H227L228 190H226ZM230 188V189H229ZM234 188V189H233ZM254 188V189H253ZM257 188V189H256ZM77 189H80V190H82V191H77ZM92 189V190H91ZM94 189H96V191L94 190ZM104 189V190H103ZM175 189V190H174ZM185 189V190H184ZM194 189V190H193ZM219 191H218V190ZM244 189V190H243ZM250 189H251V191H250ZM253 189V190H252ZM258 191H256V190ZM74 190H76V191H74ZM90 190H91V192L92 193H90ZM100 190H103V191H100ZM140 190H142V191H140ZM187 190V191H186ZM216 190V191H215ZM237 190H238V192H237ZM248 191V193H246L247 191ZM88 191V192H87ZM93 191H95V192H93ZM99 191H100V193L101 194H103V193H106V194H103V196L104 197H102L101 196V198L100 197H98V198H96V196L98 195V196H100V193H99ZM168 191V192H167ZM172 191V192H171ZM192 191H194V192H192ZM238 193L237 195H236V193ZM246 191V192H245ZM250 191V192H249ZM78 192H80L78 195H80V194H82V192H84L83 194V199H82V196L80 195V196H78L77 195V197H79V198H77L76 197V193ZM133 192V193H132ZM140 192H142L141 194H140ZM163 192H164V194H163ZM179 192V193H178ZM196 192V193H195ZM217 194H215V193ZM220 192H222V193H220ZM231 192V193H230ZM241 194H240V193ZM252 192V193H251ZM261 192H263L262 194H261ZM94 193V194H93ZM116 193V194H115ZM157 193V194H156ZM199 193V194H198ZM219 193V194H218ZM243 193V194H242ZM251 193V194H250ZM97 194V195H96ZM118 194V195H117ZM133 194H134V196H133ZM148 194H150V193H148ZM165 194H166V196L167 197H165ZM181 194L183 195V196H181ZM195 195V197H194V195ZM201 194V195H200ZM223 194H224V196H223ZM228 194V195H227ZM236 196H235V195ZM253 194V195H252ZM86 195V196H85ZM88 195V196H87ZM96 195V196H95ZM115 195H117V196H115ZM132 195V196H131ZM137 195H139V196H137ZM153 195V196H152ZM155 195V196H154ZM159 195V196H158ZM162 195V196H161ZM234 195V196H233ZM240 197H239V196ZM242 195H243V197H242ZM252 195V196H251ZM263 197H262V196ZM85 196V197H84ZM129 196H131V197H129ZM164 196V197H163ZM190 196H192V197H190ZM197 196H199V197H197ZM214 196V197H213ZM216 196V197H215ZM228 196V197H227ZM233 196V197H232ZM247 196V197H246ZM249 196V197H248ZM261 196V197H260ZM120 197V198H119ZM136 197H139V198H136ZM151 197H152V199H151ZM172 197V198H171ZM186 197V198H185ZM195 199H194V198ZM219 197H221L222 199H223V202H222V204H221V202L219 203V201H222V199L221 198H219ZM224 197V198H223ZM226 197V198H225ZM77 198V199H76ZM82 200H81V199ZM105 200H104V199ZM158 198V199H157ZM163 198H166V199H163ZM171 198V199H170ZM205 198V199H204ZM234 198V199H233ZM238 198V199H237ZM242 199V200H240V199ZM250 198H252V199H250ZM81 200V201H78V200ZM100 199H103L104 200V203H103V200H101V201H99ZM108 199V200H107ZM127 199V200H126ZM138 200L139 202H137V203H140V204H137V205H141V204H143V205H141L140 207L138 206L137 207V209H136V207H134V205H135V201L134 200ZM167 199H169L170 201L168 202L167 201ZM212 199V200H211ZM214 199H216V200H214ZM231 199H233V200H231ZM125 200V201H124ZM141 200V201H140ZM156 200V201H155ZM158 200V201H157ZM164 200V201H163ZM166 200V201H165ZM195 200H197L196 202H197V204H195L196 202H194ZM219 200V201H218ZM229 200V201H228ZM234 200H236V201H234ZM250 200V201H249ZM76 201V202H75ZM85 201V202H84ZM98 201V202H97ZM111 201V202H110ZM128 201V202H127ZM131 201H133V202H135V203H133V202H131ZM146 201V202H145ZM150 201V202H149ZM154 201V202H153ZM213 201V202H212ZM247 201H249V202H247ZM82 202V203H81ZM99 203L98 204V206H97V203ZM123 202V203H122ZM125 202V203H124ZM228 202V203H227ZM239 202H240V204H239ZM243 204H242V203ZM72 203H74L73 205H72ZM79 203H81V205L79 204ZM101 203H103V204H105L107 207H105L106 208V210H105V208H104V205L103 206H100L101 205ZM145 203H147V204H145ZM151 203H153L152 205H150ZM156 203L157 204H159V205H157V206H155L156 205ZM160 203H163V204H160ZM186 203V204H185ZM194 203V204H193ZM208 203H209V205H208ZM215 203H217V204H215ZM236 203H238L239 204V206H241V207H238V204H236ZM246 203V204H245ZM248 203V204H247ZM84 204V205H83ZM88 204V205H87ZM126 204V205H125ZM129 204V205H128ZM130 204H134V205H132L133 207H134V211L135 212H133L132 214H131V216H130V218H129V222L127 221V222H125V223H128V224H126L127 225V227H126V225H125V227H124V225L122 226L121 224H120V222H122L121 221V219H119L120 220V222H119V220H117L118 222H119V225H118V222L117 223H115L116 222V220H115V222H113V220L112 221H110L109 219H107V218H110V217H112L113 216V219H114V215H115V213L117 214V213H121L120 211L121 210H125V208L127 207V209L131 206ZM149 204V205H148ZM171 204V205H170ZM191 204V205H190ZM211 204L213 205V206H211ZM224 204V205H223ZM230 204V205H229ZM263 204V205H262ZM77 205V206H76ZM78 205H80V206H78ZM96 205V206H95ZM137 205H135V206H137ZM147 205V206H146ZM167 207H166V206ZM172 205H175V206H173L174 207V209H173V207H171ZM199 205V206H198ZM205 205H208V206H210V207H212V209L209 207L208 208V206H205ZM232 205V206H231ZM73 206V207H72ZM87 206H91L90 208L88 207V209H86L87 208ZM111 206V207H110ZM126 206V207H125ZM129 206V207H128ZM131 206V207H132ZM152 206H155V208L154 207H152ZM170 208H169V207ZM194 208H193V207ZM195 206H196V209H195ZM201 206V207H200ZM224 206V207H223ZM236 208H235V207ZM72 207V208H71ZM84 207H86V208H84ZM119 207V208H118ZM164 207V208H163ZM166 207V208H165ZM176 207H177V209H176ZM191 207H192V209H191ZM215 207H216V209H215ZM235 209H234V208ZM261 207V208H260ZM263 207V208H262ZM98 208V209H97ZM100 208H103V210L104 211H106L107 212V214L104 212L103 213V210L102 209H100ZM108 208V209H107ZM138 208H140V209H138ZM142 208H143V211H142ZM146 208V209H145ZM154 210H153V209ZM168 208V209H167ZM206 209V211H204V210H202V209ZM248 208V209H247ZM255 208H256V211H255ZM76 209H78L79 211H77ZM83 209V210H82ZM92 209V210H91ZM117 210V212H116V210ZM126 209V210H127ZM170 209H172V211L173 212H171V210ZM207 209H208V211H209V209L212 211H209L210 213H208V211H207ZM215 210V212H217V213H215V212H213L214 210ZM234 209V210H233ZM259 209V210H258ZM100 212H99V211ZM109 210H111V211H109ZM138 210V211H137ZM150 210V211H149ZM157 210V211H156ZM161 210V211H160ZM175 210V211H174ZM223 210V211H222ZM226 210V211H225ZM229 210V211H228ZM231 210V211H230ZM232 210L235 212H232ZM236 210V211H235ZM82 211V212H81ZM92 211L95 213V214H93L92 213ZM101 211H102V213H101ZM167 211H169V212H167ZM203 212V214L202 213H200V212ZM219 211V212H218ZM249 211V212H248ZM250 211H252V212H250ZM72 212H73V214H74V209L72 210ZM99 212V213H98ZM113 212V214H111ZM153 212H155V214L153 213ZM199 214H198V213ZM204 212L206 213L205 215H204ZM221 212H222V214H221ZM223 212H224V214H223ZM263 212V213H262ZM87 213V214H86ZM102 215H101V214ZM138 213V214H137ZM140 213V214H139ZM142 213L144 214V216L142 215ZM148 213V214H147ZM197 213V214H196ZM220 215H219V214ZM230 213V214H229ZM232 213H234V214H232ZM100 214V215H99ZM105 214V216H103ZM118 214V215H119ZM134 214V215H133ZM152 214V215H151ZM171 214V215H170ZM175 216H174V215ZM177 214V215H176ZM202 214V215H201ZM210 214H211V216H210ZM217 214V215H216ZM93 215V216H92ZM96 215V216H95ZM111 215V216H110ZM118 215H115V218L116 219H118ZM133 215V216H132ZM194 215H195V217H194ZM197 215V216H196ZM206 216V215H208L206 218L204 217V216ZM229 215V216H228ZM231 215V216H230ZM80 216L81 217H83V218H80ZM97 216H102V218H100V217H97ZM140 216V217H139ZM151 216V217H150ZM171 216V217H170ZM200 216H202L203 218H205V219H203L202 217H200ZM214 218H213V217ZM226 216H227V218H226ZM236 216V217H235ZM252 216V217H251ZM94 217H96V218H94ZM119 217H121V214H120V216ZM142 217V218H141ZM154 217V218H153ZM186 217V218H185ZM232 218V219H230V218ZM238 217V218H237ZM250 218V219H248V218ZM79 218H80V220L82 219V221H80L79 222ZM87 218V219H86ZM97 218H98V220H97ZM134 218V219H133ZM137 218V219H136ZM138 218H141V219H138ZM150 218V219H149ZM184 218L186 219V220H184ZM209 220H208V219ZM210 218H212V219H210ZM217 218V219H216ZM236 218V219H235ZM252 218V219H251ZM72 219V218H71ZM84 219H86V221L84 220ZM89 219V220H88ZM136 219V220H135ZM145 219V220H144ZM196 219V220H195ZM201 219H203V221H201ZM220 219H221V221H220ZM226 221H225V220ZM237 219H240V220H237ZM95 220V221H94ZM100 220V221H99ZM107 220H109V221H107ZM131 220H132V222H131ZM142 220V221H141ZM205 220V221H204ZM217 220V222L218 223H220V225L218 224V223H216L215 221ZM237 222H236V221ZM71 221V220H70ZM84 221V222H83ZM94 221V222H93ZM207 221V222H206ZM210 221V222H209ZM212 221H213V223H212ZM223 221V222H222ZM245 223H244V222ZM252 221V222H251ZM93 222V223H92ZM97 222V223H96ZM101 222V223H100ZM102 222H103V224H102ZM105 222H106V224H105ZM108 222V223H107ZM113 222V223H112ZM131 222V223H130ZM140 222V223H139ZM228 222V223H227ZM236 222V223H235ZM239 222V223H238ZM242 222H243V224H242ZM250 222V223H249ZM80 223H82V224H80ZM151 223V224H150ZM263 225H262V224ZM96 224H98V225H96ZM110 225V227H109V225ZM113 224H115L114 226H113ZM130 224V225H129ZM132 224H134L133 226H132ZM136 224V225H135ZM167 224V225H166ZM208 225V226H206V225ZM212 224H215V225H218V226H221V227H219L218 228V226H216L217 228H218V230H217V228L215 227V225L214 226H211ZM225 224H227V225H225ZM230 224V225H229ZM242 224V225H241ZM245 224V225H244ZM248 224V225H247ZM250 224V225H249ZM254 224H255V226H254ZM104 225V226H103ZM118 225V226H117ZM150 225V226H149ZM205 225V226H204ZM210 225V226H209ZM239 225H240V227H239ZM257 225H259V226H257ZM95 226V227H94ZM109 227L108 229L109 230H113L114 228V230H115V232H114V230L112 231V234L110 235V234H104L103 233V236L105 235V237H104V239L107 237L108 239H106V240H104L103 239V236L101 235L100 236V238L101 239H103V240H101V244H102V246L103 247H105V245H103V243L102 242H104L105 244H106V242L109 244V246H108V244L106 245V248H104V252H102L103 251V249H101V248H103V247H101L100 248V246H101V244H99L98 242H97V240L98 239H100L99 237L96 239V242L98 243V245H96V248L98 249V252H97V249L96 248H93L94 246H92L91 244L92 243H90L91 242V240H90V242H89V244H90V246H92V247H89L90 248V250H89V252L91 251V252H94V251H96V253H97V255H100V256H97L96 254H95V252H94V255H93V258L91 259L90 257H92V255H89V254H87V255H85L86 253V251L84 252V247L83 246H81V244L82 243H85L84 241H86V239H88V237L90 238L91 236H90V234L89 233H91V235H92V237H93V235H95V234H97V230H100L99 232H102V228L103 227ZM113 226V227H112ZM117 226V227H116ZM119 226H121V228H118ZM162 226V227H161ZM174 226H176L175 228H174ZM183 228H182V227ZM186 226V227H185ZM228 226H231V227H228ZM242 226V227H241ZM245 228H244V227ZM75 227L77 228V229H75ZM164 227V228H163ZM258 227H259V229H258ZM79 228V229H78ZM89 228V229H88ZM111 228H113V229H111ZM116 228H118V229H116ZM167 228V229H166ZM174 228V229H173ZM178 228V229H177ZM181 228V229H180ZM203 228V229H202ZM205 228V229H204ZM211 228V229H210ZM215 229L216 231L214 232V230H212V229ZM243 228V229H242ZM255 228V229H254ZM84 229V230H83ZM90 229H93L92 230V232H91V230ZM107 229V228H106ZM107 229V230H108ZM208 229V230H207ZM220 229V230H219ZM228 229V230H227ZM264 229V228H263ZM80 230H82V231H80ZM146 230V231H145ZM184 230V231H183ZM203 230V231H202ZM225 230V231H224ZM256 230H259L260 232H258V231H256ZM77 231L79 232L78 234H80V232H81V234H80V237L83 235L84 236V238H83V236L80 238L79 237V235L77 234ZM85 231V232H84ZM87 231V232H86ZM180 231V232H179ZM191 231V232H190ZM204 231H209L208 233H204ZM218 231V232H217ZM255 231H256V233H255ZM70 232V231H69ZM76 232V234H74ZM98 232V233H99ZM183 232V233H182ZM201 232V233H200ZM212 232V233H211ZM222 232V233H221ZM88 233V235L86 236V234ZM92 233H95V234H92ZM184 233H186V234H184ZM188 233H190V235L188 234ZM198 233H199V235H198ZM234 233V234H233ZM74 234V235H73ZM100 234V233H99ZM102 234V233H101ZM183 234V235H182ZM212 236H214V237H211V235ZM215 234V235H214ZM255 236H254V235ZM73 235V236H72ZM109 235V236H108ZM172 235V236H171ZM180 235H182L183 237H185V235H186V237H190V236H192V237H195L194 238V240H193V238L192 237H190V238H188V240H187V238L185 237L184 239L183 238H180V237H182V236H180ZM189 235V236H188ZM210 235V236H209ZM259 235H261L260 237H259ZM75 236L77 237L78 236V238H77V240H79V239H82L83 238V240H81V241H83L81 244H79L78 242L79 241H77L76 239H75ZM178 237V238H180V239H178L177 238V240H175V238L174 237ZM180 236V237H179ZM207 236V237H206ZM253 236V237H252ZM61 237H63V236H61ZM86 237V238H85ZM91 237V238H92ZM111 237V238H110ZM116 237V238H115ZM165 237V238H164ZM171 237V238H170ZM204 237V238H203ZM256 237H259V238H261L259 241L256 239ZM75 239V241H76V245H73V247L71 248L70 246H72L71 244L72 243H75L73 240ZM90 238V239H91ZM161 238V239H160ZM164 238V239H163ZM173 238H174V240H173ZM212 238V239H211ZM252 238V239H251ZM256 239V242L258 241L259 242V244H260V242H261V246H262V249H261V246H258V244L256 243L255 244V242H253V240H255ZM85 239V240H84ZM93 239V238H92ZM94 239H95V237H94ZM149 239V240H148ZM152 239H153V241H152ZM157 239V240H156ZM170 240L171 239V241H173V242H171V241H169V244L167 243L168 242V240ZM186 242V244H185V242L183 241V240ZM189 239H192V241H200L198 244H196V242H193L194 243V245H193V243H192V241L191 240H189ZM195 239H197V240H195ZM203 239V240H202ZM165 240V242H163ZM180 240V241H179ZM205 240V241H204ZM208 240L210 241V243H208L207 244V242H208ZM226 240V241H225ZM251 240V241H250ZM99 242H100V240H98ZM114 241V242H113ZM152 241V242H151ZM162 241V242H161ZM175 241H177V242H175ZM183 241V242H182ZM188 241V242H187ZM203 241V242H202ZM92 242H93V240H92ZM95 242V243H96ZM145 242V244H143ZM160 242V243H159ZM175 242V243H174ZM181 242V243H180ZM189 242H191V243H189ZM205 242V243H204ZM212 242H213V244H212ZM223 242V243H222ZM251 242V243H250ZM95 243L93 244V245H95ZM157 243V244H156ZM162 243H163V245H162ZM166 243V244H165ZM175 245L176 243V246H174L173 244ZM179 243V244H178ZM189 243V244H188ZM200 243H202V245L200 244ZM263 243V244H262ZM120 244V245H119ZM122 244V245H121ZM149 244H151V245H149ZM161 244V245H160ZM167 246H165V245ZM180 244H181V246H180ZM204 244V245H203ZM208 245V246H206V245ZM221 244V245H220ZM251 246H250V245ZM83 245V244H82ZM111 245L112 246H114V247H111ZM169 245H171V246H169ZM179 245V246H178ZM191 245V246H190ZM201 245V246H200ZM80 246V247H79ZM87 246H89V245H87ZM99 246V247H98ZM126 246V247H125ZM129 246V247H128ZM134 246V247H133ZM140 246V247H139ZM150 246H151V248H150ZM179 248H178V247ZM186 246V247H185ZM188 246V247H187ZM191 248H190V247ZM194 246V247H193ZM81 247H83V249H81ZM108 247V248H107ZM148 247H149V251H148ZM173 247V248H172ZM176 247V248H175ZM181 247V248H180ZM248 247H251L250 249L248 248ZM260 247V248H259ZM70 248V249H69ZM88 247L86 248V250H88L89 249ZM93 249V251H92V249ZM102 250V251H100V249ZM199 248H201V249H198ZM69 249V251H67ZM76 249H78V250H76ZM80 249H81V251H80ZM96 249V250H95ZM118 249V250H117ZM139 250V252H138V250ZM142 249V250H141ZM155 249V250H154ZM157 249V250H156ZM160 249V250H159ZM164 249H166L165 251H164ZM189 250V252L191 253H188V250ZM204 249V250H203ZM258 249V250H257ZM261 249V250H260ZM71 250V251H70ZM107 252H106V251ZM121 250V251H120ZM162 250V251H161ZM173 250V251H172ZM196 250H198V251H196ZM216 250H218V251H216ZM257 250V251H256ZM63 251V252H64ZM67 251V252H66ZM100 251V252H99ZM124 251V252H123ZM142 251H144V252H142ZM156 251V252H155ZM159 251V252H158ZM180 252V254H179V252ZM193 251L195 252V254L193 253ZM260 251H262V252H260ZM71 252V253H70ZM74 252H77V253H74ZM79 252H80V254H79ZM82 252V253H81ZM84 252V253H83ZM125 252H127V253H125ZM152 252V253H151ZM170 254H169V253ZM172 252V253H171ZM174 252H175V254H174ZM183 252V253H182ZM201 252H203V255H202V253ZM259 252L262 254V258H261V255L259 254ZM74 253V254H73ZM88 253V252H87ZM99 253V254H98ZM101 253H104V255L103 254H101ZM116 253V254H115ZM156 253V254H155ZM165 253H168V254H165ZM178 253V254H177ZM192 253H193V255H192ZM198 253H200V254H198ZM210 253V254H209ZM211 253H212V255H211ZM70 254V255H69ZM73 254V255H72ZM82 254H84L85 255V257H84V255L82 256ZM91 254V253H90ZM93 254V253H92ZM119 254H123V255H119ZM142 254H144V255H142ZM145 254H147V255H145ZM153 255V256H151V255ZM154 254H155V257H154ZM159 256H158V255ZM189 257H194L195 258V260H198V261H194V258H192L191 257V259H190V257L188 258L186 255ZM53 255V257L55 256V260H53L55 263H57V264H62L61 263V261H62V255L61 254H52ZM69 255V256H68ZM75 255V256H74ZM78 255V256H77ZM81 255V256H80ZM109 255H110V257H109ZM128 255V256H127ZM164 257H163V256ZM170 257H169V256ZM180 255V256H179ZM258 255V256H257ZM88 256H90V257H88ZM104 256V257H103ZM106 256V257H105ZM115 256V257H114ZM119 256H120V258H119ZM148 256V257H147ZM157 256V257H156ZM167 256V257H166ZM185 256V257H184ZM202 256V257H201ZM208 256H210L211 258L210 259H208L209 257ZM86 258V257H88V258H86V260L85 259H83V258ZM94 257H99L97 260H96V258H94ZM109 257V258H108ZM123 257V258H122ZM127 257V258H126ZM143 257H145V258H143ZM198 257V258H197ZM200 257V258H199ZM57 258V259H56ZM60 258V259H59ZM111 258V259H110ZM126 260H125V259ZM142 260H141V259ZM148 258V259H147ZM150 258H152L151 260H150ZM160 258V259H159ZM169 258V259H168ZM182 258H183V261H182ZM213 258V259H212ZM260 258V259H259ZM74 259V260H73ZM94 259V260H93ZM101 259H104V260H101ZM128 259V260H127ZM138 259H139V261H138ZM145 259V260H144ZM157 259V260H156ZM178 259V260H177ZM188 259H189V261H188ZM56 260H58L57 262H56ZM77 260V261H76ZM88 260H90L89 262H88ZM100 260V261H99ZM110 260V261H109ZM114 260V261H113ZM156 260V261H155ZM168 260V261H167ZM177 260V262H179V263H177V262H175ZM205 260V261H204ZM107 262V263H105V262ZM124 263H123V262ZM128 261V262H127ZM158 261V262H157ZM194 261V262H193ZM203 261V262H202ZM60 262V263H59ZM98 262V263H97ZM102 262V263H101ZM104 262V263H103ZM115 262V263H114ZM170 262V263H169ZM193 262V263H192Z\"/></svg>",
	"mask_w": 264,
	"mask_h": 264
}]
</instances>
